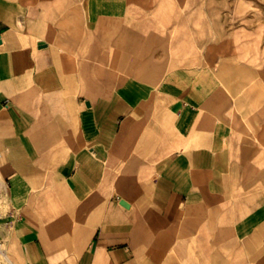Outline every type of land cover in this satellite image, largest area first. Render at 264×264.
Masks as SVG:
<instances>
[{
	"label": "crops",
	"instance_id": "obj_1",
	"mask_svg": "<svg viewBox=\"0 0 264 264\" xmlns=\"http://www.w3.org/2000/svg\"><path fill=\"white\" fill-rule=\"evenodd\" d=\"M199 16L0 0V264H264V70Z\"/></svg>",
	"mask_w": 264,
	"mask_h": 264
},
{
	"label": "rangeland",
	"instance_id": "obj_2",
	"mask_svg": "<svg viewBox=\"0 0 264 264\" xmlns=\"http://www.w3.org/2000/svg\"><path fill=\"white\" fill-rule=\"evenodd\" d=\"M185 1L188 14H200L197 23L203 27L211 23L233 45L236 56L264 70V0Z\"/></svg>",
	"mask_w": 264,
	"mask_h": 264
}]
</instances>
